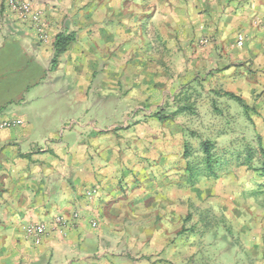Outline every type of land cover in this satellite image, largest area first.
Listing matches in <instances>:
<instances>
[{
	"label": "crops",
	"instance_id": "obj_1",
	"mask_svg": "<svg viewBox=\"0 0 264 264\" xmlns=\"http://www.w3.org/2000/svg\"><path fill=\"white\" fill-rule=\"evenodd\" d=\"M31 1L48 45L0 0V47L29 43L44 60L0 61V82L11 64L44 66L35 81L26 70L0 84V264H156L171 239L162 228L202 223L185 212L203 179L178 189L180 138L154 110L186 96L213 114L233 108L232 93L264 137V0ZM60 32L76 38L55 57ZM32 222L47 227L38 242Z\"/></svg>",
	"mask_w": 264,
	"mask_h": 264
},
{
	"label": "rangeland",
	"instance_id": "obj_2",
	"mask_svg": "<svg viewBox=\"0 0 264 264\" xmlns=\"http://www.w3.org/2000/svg\"><path fill=\"white\" fill-rule=\"evenodd\" d=\"M22 1L30 2L33 11L41 15L45 37H40L35 19L17 13L31 23L41 43L50 44L52 39L47 29L45 13L31 0ZM143 27L144 25L139 27L138 33ZM23 47H27V52H24ZM0 61L44 60H40V54L34 47L22 42L14 47H0ZM11 65L12 68L5 71V77H1L0 84L16 74L24 77L26 70L32 72L35 81L44 69V66L32 62V66L23 65V68L22 64H18L21 69L16 73L13 64ZM11 94L3 92L2 99ZM170 102L166 100L159 110H154L158 120L156 123H160L164 136L180 138L179 147L183 148L186 164L178 169L186 175V179L182 181L181 178L178 189H187L192 184L193 187L203 179L200 197L197 196L201 203L195 200L193 192V211L185 212L187 219L193 220L196 216L202 223H176L175 236L172 230L168 232L167 228H162V233L164 230L167 234L170 233L171 239L169 243L162 242L160 257L155 263L263 264L264 176L260 175L258 168L261 164L259 150L261 146L264 147V137L256 130L259 127L256 120L261 117L249 113L236 100L232 101L233 108L220 106L221 108H214L213 114L208 113L205 108L200 109L196 105L199 101L189 102L186 96L177 101L186 103L185 105L173 106ZM162 116L167 117L161 119ZM176 122L181 130L175 133L173 129ZM205 143H209L211 147L210 162H207ZM148 252L149 250L143 254L144 258L148 257Z\"/></svg>",
	"mask_w": 264,
	"mask_h": 264
},
{
	"label": "built area",
	"instance_id": "obj_3",
	"mask_svg": "<svg viewBox=\"0 0 264 264\" xmlns=\"http://www.w3.org/2000/svg\"><path fill=\"white\" fill-rule=\"evenodd\" d=\"M7 2L9 6L12 8V10H14L15 12L23 14L24 16H31L33 19H35L37 26H38L37 29L39 31L40 37L42 38L45 37L46 33L43 27V21L41 19V15L39 14V12L36 13L33 11V8L30 2L22 1V0H7ZM244 39H245V36L243 35V33H239L237 37V42L239 46L244 45ZM22 123H23L22 119H16V118L7 119L1 123V127L10 128V127L20 125ZM56 224H58V226L64 225L65 221L64 219L59 217L56 219ZM46 231H47V227L45 223L32 222L26 227V233L28 234V236H30L37 242L41 240L42 236L46 233Z\"/></svg>",
	"mask_w": 264,
	"mask_h": 264
},
{
	"label": "trees",
	"instance_id": "obj_4",
	"mask_svg": "<svg viewBox=\"0 0 264 264\" xmlns=\"http://www.w3.org/2000/svg\"><path fill=\"white\" fill-rule=\"evenodd\" d=\"M76 38V34L75 33H67V32H60L57 34L56 36V39H55V42H54V50H55V57H58L60 56L61 54H63L67 49L68 47L70 46V44L72 42H74ZM226 95H229L231 96L232 98H235L237 101H239L242 105H245L244 101L232 94V93H226ZM157 115H160V113H158ZM163 115V114H162ZM167 116H162L160 117L161 119H166ZM205 147H206V154H207V162H210V156H211V147L209 145V143H205ZM259 153H260V159H261V164H260V167L258 168L259 172H260V175L261 176H264V147H260V150H259ZM209 170H212V169H209ZM194 179V178H193Z\"/></svg>",
	"mask_w": 264,
	"mask_h": 264
}]
</instances>
